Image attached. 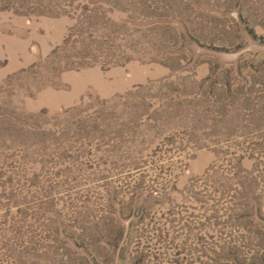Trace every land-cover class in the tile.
I'll return each instance as SVG.
<instances>
[{"label":"rangeland","instance_id":"obj_1","mask_svg":"<svg viewBox=\"0 0 264 264\" xmlns=\"http://www.w3.org/2000/svg\"><path fill=\"white\" fill-rule=\"evenodd\" d=\"M0 264H264V0H0Z\"/></svg>","mask_w":264,"mask_h":264}]
</instances>
